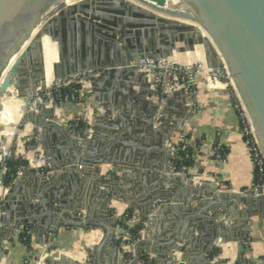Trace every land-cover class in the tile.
Returning <instances> with one entry per match:
<instances>
[{
  "label": "crops",
  "instance_id": "1",
  "mask_svg": "<svg viewBox=\"0 0 264 264\" xmlns=\"http://www.w3.org/2000/svg\"><path fill=\"white\" fill-rule=\"evenodd\" d=\"M128 1L141 5L133 0ZM86 19L96 26H111V21L114 20L103 16L90 18V15ZM76 54L79 55V51ZM205 63L212 66L211 63ZM117 69L126 70V73L117 78L104 70H88L89 76L83 82V104L74 103L60 107L50 105L45 110L46 114L53 116L55 125L42 128L30 122L17 134L13 157L20 159L22 163L27 161L20 166L29 163L34 173L27 176V181L8 199V218L12 223H1V217L3 219L7 215L8 204L7 201H0V264H49L51 259L60 261L61 264H110L111 257L116 264H171L166 250V245L170 242L166 238L177 230L180 231L179 238L186 241L180 244L181 249L192 252L193 258L199 263L202 262L200 252L209 240L214 239L208 254L213 249H218V252L213 257L208 255L206 264H239L237 259L242 245L238 238L249 234L252 237L249 260L252 264H264V200L244 198L239 201L236 196V191L253 187L254 173L251 155L241 134L240 118L232 105L231 87L223 80L200 73L192 79L196 88L193 102L180 91L160 101L152 92L147 74L141 69L131 65L119 66ZM41 114L44 112L38 108L32 116L33 120L39 121L43 117ZM78 115L83 117V127L88 131V140L84 144L76 142L69 131V123ZM113 120L116 122L110 124ZM177 133L186 135L194 159L192 164L180 167L185 172L179 175L181 179H172L169 170L172 171L175 165H171L169 161L167 139ZM34 134H39L41 138L37 149L32 147ZM219 143L225 146L226 161L217 158ZM78 147L80 150L77 153ZM38 155H43L46 159L43 166L37 163ZM83 155L86 158L102 155L108 159H118L116 165L122 171L110 172L115 165L113 161L103 164L98 174L95 164L82 165L89 172L82 174L78 173L81 166L77 162L74 164L77 169L73 176H68L67 167H71L69 160ZM123 161L146 163L149 166H131ZM56 174L59 176H56L55 182L30 180L35 176L50 180ZM77 175H80L79 178ZM103 175L109 179L113 193L111 196L106 195V192L101 196L99 192L107 190V186L99 185L108 181L102 179ZM217 183L223 190L234 188L235 193H229L231 195L225 200L222 199V205L218 203L216 209L210 206L213 205L215 194L219 192L215 189ZM20 195H28L29 204L21 205ZM193 195L199 196L193 202L188 201ZM159 199H168L167 205L170 206H184L177 212L168 208L161 212L164 203L154 205L153 202ZM204 201H207V205L196 213L185 210L187 207L195 209ZM5 203L7 207L3 206ZM35 203H41L43 208L31 207ZM108 203L109 215L103 219L101 215L105 213ZM29 205L33 208L31 211L28 209ZM73 207L80 210L77 214H72L74 217H89L88 220L93 224L85 227H61L55 238L51 233L52 246L47 252L45 247L36 242L35 230L40 227L41 218L45 216L46 221H49L53 216L57 222H62L66 220L62 214ZM223 208L227 210L213 217L216 210L221 211ZM148 209L152 210L147 213L152 216L148 223L152 228L146 238L149 239V244L140 245L137 242L132 247H121L115 239H111L100 258L95 256L93 246L101 245L104 235L101 223L117 236L122 232L119 220L116 226L108 224L107 220L125 210L146 216L144 212ZM249 212L252 213L251 217L248 216ZM193 215L198 218L193 222V227L190 226L189 235L185 237L181 235V229L190 223ZM226 215L231 219L225 220L222 216ZM21 218H35V227L29 222L16 229L10 230L7 227ZM22 225L29 226L35 234L31 245L34 256L30 248L20 240ZM139 225V221L131 222L129 227L135 231ZM136 258L141 259L136 261Z\"/></svg>",
  "mask_w": 264,
  "mask_h": 264
},
{
  "label": "water",
  "instance_id": "2",
  "mask_svg": "<svg viewBox=\"0 0 264 264\" xmlns=\"http://www.w3.org/2000/svg\"><path fill=\"white\" fill-rule=\"evenodd\" d=\"M135 1L141 5L127 0H80L78 2L77 0H0V94L10 88H16L18 94L23 95L25 90H34L38 86L46 85L41 39L44 35L56 42L59 59L54 63L53 70L55 78L61 77V79L77 71L96 69L104 70L105 73L107 72L118 78L122 77L126 70L116 68L129 66L131 61L135 59L140 57L175 59L173 56L176 53L195 51L197 45H200L203 48L204 59L197 58L193 59L192 62L205 61L211 63L213 67H220L223 62L226 63L233 78L232 82L264 151V0ZM89 11L92 13H89ZM102 12L106 13L101 15ZM47 14L50 17L47 18ZM88 15H90V18L103 16L114 20L111 21V26L103 24L96 26L86 19ZM191 22H195L197 25ZM41 24L40 30L36 35H33L35 29ZM201 28L204 29L207 35H204ZM98 50L100 52H97ZM78 51L79 55L76 54ZM97 53L99 54L97 55ZM14 56L17 57L11 63ZM181 62L188 63V61ZM8 67V73L5 74ZM133 67L136 68V66ZM34 106L33 101L27 102V113L23 121L28 124L32 122L33 113L31 108ZM45 119L53 124L56 123L51 114L47 115ZM33 122L42 128L45 126L42 123L43 120ZM115 122L113 120L110 124ZM79 150L80 147L76 148L77 153ZM75 155L78 154L75 153ZM74 160L76 161L77 158ZM73 162L70 161L69 164ZM77 162L81 166L78 173L82 174L89 173L82 165L95 164L97 166L96 173L98 174L103 164L112 162L115 165L110 172L122 171L121 167L116 165L119 162L118 159L112 160L102 155L93 156L92 158L80 156ZM123 163L131 166H149L146 163L135 164L130 161H123ZM125 171L128 172V170ZM33 173L34 169L27 165L23 168V175H14V181L9 187L12 190L11 192L22 182L27 181L25 177ZM67 175L73 176L72 167H67ZM78 176L80 175H77V178H79ZM38 177L40 176L31 177L30 180L35 182ZM40 178L43 183L53 182V179ZM102 179L108 180L103 181L102 185H109V179L105 175L102 176ZM110 182L112 181L110 180ZM193 188L196 189L194 186ZM215 189L219 191L215 194V205L222 204L220 197L224 198L229 193H235L234 188L223 190L218 183ZM99 192L101 196L105 194L113 195L110 189ZM104 192L106 193L104 194ZM236 194L239 201H243L244 198L264 200V194H256L252 189L238 190ZM9 195V193L3 195V198L7 200L8 208H6V211L8 213H10ZM198 196L193 195L188 201L193 202ZM27 198L30 199L29 196L20 195V204H29L26 201ZM165 201L169 202L165 199L153 202L154 205H160ZM30 204L32 205V203ZM109 205L110 203L105 207V213L102 215L103 219L106 215H109ZM39 206L43 208L41 203H35L31 207L37 208ZM183 206H165L163 204L162 208L167 207L170 211L177 212ZM201 207L202 204L196 209L187 207L185 210L193 212L198 211ZM33 208H30L29 205L28 209ZM226 210V208H223L221 211L215 212L214 215L217 217ZM78 212L80 210L75 209L70 213H65V215L70 217V214H77ZM150 212L152 210L148 209L144 213ZM248 216L251 217L252 213L249 212ZM119 217L120 215H114L110 220L113 226L117 225ZM28 222L35 227L37 220L35 218L31 220L22 218L10 227V230ZM39 223L40 227L36 229V242L39 245H42L40 238L44 232L53 233L55 238L61 227H85L93 224L89 220L84 221V219H81V221L46 222L45 216L41 218ZM50 223H56V225L52 226ZM189 225L193 227L192 222L186 227ZM101 227L104 231L101 245L93 246V252L97 258L104 250L102 246L105 243L102 242L107 240L105 233L108 230L104 224ZM151 228L152 225L148 224L138 244L146 242ZM234 232H237V229H234ZM189 233L190 229L187 228V231H184L181 235L186 237ZM179 235L180 232L174 231L170 237L174 243L169 254L171 264H187L186 255L188 251L182 250L180 245L186 241L180 239ZM115 238L116 234L113 232L110 239ZM167 240L170 242V239ZM213 243L214 241L209 240L205 245L202 262L192 260L189 264H206V260H209L208 250ZM50 248V246L45 247L47 252ZM64 259L65 257H62V260ZM136 259L138 261L141 258ZM49 264H61V262L51 259ZM76 264L87 263L77 262Z\"/></svg>",
  "mask_w": 264,
  "mask_h": 264
},
{
  "label": "built area",
  "instance_id": "3",
  "mask_svg": "<svg viewBox=\"0 0 264 264\" xmlns=\"http://www.w3.org/2000/svg\"><path fill=\"white\" fill-rule=\"evenodd\" d=\"M131 66H136L147 74L148 81L152 86L153 94L160 100L164 101L169 95L176 91L182 92L186 97L193 102L196 94V88L192 84V79L200 73H207L214 79H220L225 81L232 91V105L237 111L240 118L241 134L244 138L245 144L251 155L253 163V187L251 188L256 194H264V151L259 143L255 130L253 129L247 112L243 106L240 96L233 84V78L231 77L227 65L225 62L220 67L207 66L203 61H194L184 63L176 59H168L165 57H140L131 61ZM89 76L88 71H82L76 74H72L64 79H58L51 85L38 86L34 90H29L26 94L28 101L34 103L39 100L44 105H53L55 107L70 105L74 103L85 102V93L83 89V82ZM196 109V107L193 105ZM69 131L74 140L79 144H84L88 140V131L83 127V117L78 115L69 123ZM21 128L18 129L19 134ZM16 134V135H17ZM39 134H34L32 137V147L37 149L40 145ZM167 145L170 151L169 161L171 165H180L178 168L172 167V171L175 173H183L184 170L180 167L184 166V163L191 161L193 163L194 153L189 146L188 139L183 133L173 134L167 139ZM10 149V148H9ZM10 151V150H9ZM11 151L8 155L4 156L0 160V183L5 189H8L11 184H5L6 177L10 171L9 162H6L8 157L11 156ZM217 158L223 161L227 160V154L225 153V146L223 143H219L217 149ZM40 166L45 162L43 155L36 157ZM4 165L2 166V164ZM29 164V163H28ZM20 166L16 176L23 175V168L27 166ZM40 168V167H39ZM37 168V169H39ZM13 175V176H14ZM1 194V193H0ZM4 194H2L3 196ZM2 205H0L1 207ZM119 223L122 225V232L119 233L115 241L119 246H134L141 236H143V230L152 220L151 215H142L138 212H130L125 210L118 214ZM124 218V220H122ZM123 223H122V222ZM141 222V227L137 232L131 230L129 224L131 222ZM21 232L23 235V242L33 243L34 232L27 225H22ZM239 242L242 245V250L238 255L239 264H252L250 259L252 237L249 234L241 235ZM42 247L52 246L51 233H42L41 238Z\"/></svg>",
  "mask_w": 264,
  "mask_h": 264
},
{
  "label": "bare ground",
  "instance_id": "4",
  "mask_svg": "<svg viewBox=\"0 0 264 264\" xmlns=\"http://www.w3.org/2000/svg\"><path fill=\"white\" fill-rule=\"evenodd\" d=\"M78 1H80V0H77V2ZM128 1V0H127ZM134 2H137V1H135V0H133ZM175 2H178V1H180V0H174ZM89 13H92L91 11H89ZM106 13V12H105ZM104 14V12H102L101 13V15H103ZM49 14H47V18L48 17H50V16H48ZM129 18H131V17H129ZM191 23H193V24H196L195 22H191ZM43 24V23H42ZM42 24L41 25H39L38 26V28H36L35 29V31H34V33H33V35H36V33L40 30V28L42 27ZM197 25V24H196ZM202 29V32L204 33V35H207L206 34V32L204 31V29L203 28H201ZM42 48H43V57H44V69H45V83H46V85H51L52 83H54L56 80H58V79H61V77H58V78H55V75H54V70H53V67H54V63L55 62H57L58 61V59H59V51H58V48H57V45H56V42H53L47 35H44V36H42ZM179 56H180V53H176L173 57L174 58H178V59H180L179 58ZM16 57L17 56H14L13 58H12V60H11V63L16 59ZM117 69V68H116ZM8 70H9V67L6 69V71H5V74H7L8 73ZM79 72H82V71H77L76 73H79ZM76 73H74V74H76ZM70 76V75H69ZM16 89V88H15ZM17 90V89H16ZM28 93V90H25L24 91V93H23V95L21 94H18V91H17V93H15L14 92V90H13V88H10L8 91H4V92H2L1 94H0V139H1V141H0V160L4 157V156H6V155H8L9 153V148H10V145H11V141H12V139H13V137L17 134V132H18V129H19V124L23 121V118H24V116L26 115V110H27V108H26V106H27V102H28V100H27V96H26V94ZM50 105H44L43 103H41L39 100H37L36 102H35V106L34 107H32L31 108V111H32V113H33V115H35V112L37 111V109L39 108L41 111H43L44 112V114H41L43 117L42 118H40V119H38L39 121H41V120H43V125H45V127L46 126H49L50 124H52L53 125V123H51V122H48V121H46V119H44L48 114H46V108H48ZM51 107H54L53 105H51ZM51 109V108H50ZM37 114V113H36ZM40 116V115H39ZM33 121H35V120H33V118H32V122ZM29 125V124H28ZM55 125V124H54ZM40 129V128H39ZM4 139V140H3ZM1 152H2V154H1ZM79 152V151H78ZM8 153V154H7ZM78 157V156H77ZM84 157V156H83ZM80 157H78L77 158V160L75 161L74 159L72 160H69V161H74L73 163H70V165H71V167L73 168V172L77 169V167H76V165H74V164H76L77 163V161H78V159H79ZM76 159V158H75ZM38 163V162H37ZM79 163V162H78ZM135 164H137V163H135ZM140 164V163H139ZM60 166H62V164L60 165ZM56 167V169L58 168L57 166H55ZM141 167V166H140ZM142 168H147V167H143L142 166ZM165 169V168H164ZM141 172H143V173H145L144 171H141ZM169 172H170V175H171V178L172 179H179V178H181V177H179V175H181L182 173H175V172H173V171H170L169 170ZM58 174H56L55 175V177L53 178V182H55V180H56V176H57ZM59 176V175H58ZM26 179H28L27 177H25ZM37 181H39V182H42V179L40 178V177H38L37 178ZM25 182V181H24ZM24 182H22L20 185H18V187L17 188H15L14 190H13V192H11L12 190L11 189H5L4 187H2L1 186V183H0V193H2V194H4V193H6L7 195H8V193L10 194L9 195V199L15 194V192L16 191H18L19 190V186H21L22 184H24ZM99 185H101V186H104V185H102V184H99ZM107 186V189H110L111 190V185H105L104 187H106ZM192 191H197V190H192ZM196 193V192H195ZM219 193V192H218ZM229 195H231V194H229ZM229 195L228 196H225L224 198H222V197H220L221 199H227V197H229ZM24 196H28V195H24ZM237 196V195H236ZM234 198V197H233ZM216 199V198H215ZM213 200V205L212 206H210V207H213L214 206V208H218V206L219 205H215V203H214V201H216V200ZM44 200V199H43ZM166 200V199H165ZM168 200V199H167ZM26 201L27 202H29V199L27 198L26 199ZM175 201H177V200H175ZM167 201H165L164 202V205L166 206L167 205ZM163 204V203H162ZM80 205H81V203L80 204H78V206H77V208L78 207H80ZM178 205V204H177ZM205 205H207V201H204L203 202V204H202V207H204ZM222 205V204H221ZM168 206V205H167ZM170 206V205H169ZM162 207H163V205H162ZM161 207V212L162 211H164V209L165 208H167V207H165V208H162ZM201 207V208H202ZM77 208H75V207H73V208H70L69 210H67V211H65L62 215H63V217L66 219V220H64V222H66V221H81V219H84V221H86V220H88L89 219V217H85V218H80V219H77V218H72V214H70V217L69 216H66L65 215V213H70L71 211H73V210H75V209H77ZM200 208V209H201ZM193 209V208H192ZM196 209V208H195ZM197 211H195L194 213H196ZM215 212H219V211H215ZM214 212V213H215ZM6 214L7 215H5L4 216V218L1 220V223H4V222H8V223H10L11 221L9 220V218H8V216H9V214L10 213H8V212H6ZM54 215V214H53ZM103 215V214H102ZM101 215V216H102ZM219 215H221V214H219ZM35 217V216H34ZM74 217V216H73ZM213 217H216L214 214H213ZM223 217V216H222ZM221 217V218H222ZM36 218V217H35ZM37 218H39V217H37ZM198 217L196 216V215H193L191 218H190V224H191V222L193 223L194 221H195V219H197ZM225 220H230L229 219V217L227 216V217H223ZM22 219V218H21ZM21 219H19V220H17V221H15L13 224H8L7 225V227L8 228H10V227H12V226H14L18 221H20ZM56 218H54L53 216H52V220L50 219L49 221H53V222H57L56 220H55ZM61 219H62V217H61ZM48 221V222H49ZM47 222V221H46ZM107 222H108V224H111L112 225V223H111V221L110 220H107ZM12 223V222H11ZM102 224H104V223H102ZM105 225V224H104ZM188 225V224H187ZM106 226V225H105ZM190 226L191 225H189L187 228H188V230L190 229ZM106 228H107V226H106ZM187 228L185 227V228H183V229H181V232H184V231H187ZM36 231V230H35ZM178 231V230H177ZM176 232V231H175ZM178 232H180V231H178ZM174 233V231L173 232H171V234L169 235V236H167V238L166 239H170V242L171 243H169L168 244V246L166 245V250H167V253L168 254H170V251L172 250V247H173V242L171 241V235ZM111 234H112V231H107L106 232V235H107V240H104L102 243H105V244H103V248H105V246L107 245V244H109L110 243V237H111ZM179 234V233H178ZM212 241H214V239H211ZM162 241V240H161ZM149 239L147 240L146 239V242L143 244V245H145V244H149ZM163 242V241H162ZM175 244H177V243H175ZM140 245H142V244H140ZM74 247V246H73ZM75 250H76V252L78 251L76 248H75ZM70 252H71V250H70ZM79 252V251H78ZM81 253V252H80ZM200 255H201V261H203L202 260V258L204 257H202V255H203V250H202V252H200ZM100 258V257H99ZM65 260V259H64ZM192 260H195L194 258H193V253L191 252H187V255H186V262H187V264H189L190 262H192ZM67 261V260H66ZM137 261V260H136ZM46 262V261H45ZM109 263L110 264H114L115 262H114V258L113 257H111L110 258V261H109ZM116 264V263H115Z\"/></svg>",
  "mask_w": 264,
  "mask_h": 264
},
{
  "label": "rangeland",
  "instance_id": "5",
  "mask_svg": "<svg viewBox=\"0 0 264 264\" xmlns=\"http://www.w3.org/2000/svg\"><path fill=\"white\" fill-rule=\"evenodd\" d=\"M179 58H180V59H178V58L176 57L175 59H178V60H180V61H188L189 63L192 62L193 59H197V58H202V59H204L203 48H202V46L197 45L195 51H189V52H185V53H180ZM13 90H14L15 93H17V90H16L15 88H13ZM110 114H111V112L109 113V115H110ZM26 123H27L26 121H22V122L19 124V128L22 129L23 126H24ZM17 137H18V136L15 135V136L13 137L12 141H11V145H10V149H9V150H10L12 153H11V156L8 157V159L6 160V162H10L11 159L13 158V156H14L15 142H16V140L18 139ZM3 140H4V139H3ZM0 141H1V139H0ZM10 151H9V152H10ZM9 152H8V153H9ZM8 153H7V154H8ZM1 154H2V152H1ZM3 165H4V163L2 164V166H3ZM0 201H7V200H5V199L3 198L2 193L0 194ZM3 206H6V203H5ZM223 217H225V216H223ZM226 217H227V215H226ZM146 227H147V226H146ZM146 227H145V229L143 230V232L146 230ZM142 237H143V236L140 237V239L138 240V242L142 239Z\"/></svg>",
  "mask_w": 264,
  "mask_h": 264
},
{
  "label": "trees",
  "instance_id": "6",
  "mask_svg": "<svg viewBox=\"0 0 264 264\" xmlns=\"http://www.w3.org/2000/svg\"><path fill=\"white\" fill-rule=\"evenodd\" d=\"M83 126H84V123H83ZM25 163L27 162V161H24ZM23 162V163H24ZM22 163V161H20V159H18V158H16V157H13L12 159H11V161L9 162V165H10V171H9V174H8V176L6 177V180H5V184L7 185V184H10L12 181H13V175L17 172V170H18V168H19V166L21 165V164H23ZM190 164H192V162L191 161H188V162H186V163H184V165H190ZM180 165H175V167L176 168H178ZM130 212H132V210H129ZM122 220H124V218L122 219ZM122 222V221H121ZM123 223V222H122ZM142 225H139L137 228H136V230H135V232H137L138 231V229L141 227ZM23 239V235H22V233L20 234V240L21 241H23L22 240ZM28 244V248H30V250H31V254L33 255L34 254V251H33V246H31V243L29 242V243H27ZM218 252V249H213L212 251H211V253H209V257H213L214 255H216V253ZM34 256V255H33Z\"/></svg>",
  "mask_w": 264,
  "mask_h": 264
}]
</instances>
